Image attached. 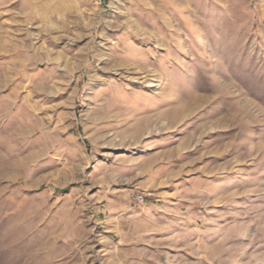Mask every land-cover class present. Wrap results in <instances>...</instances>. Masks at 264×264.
Segmentation results:
<instances>
[{
  "label": "rangeland",
  "instance_id": "obj_1",
  "mask_svg": "<svg viewBox=\"0 0 264 264\" xmlns=\"http://www.w3.org/2000/svg\"><path fill=\"white\" fill-rule=\"evenodd\" d=\"M0 264H264V0H0Z\"/></svg>",
  "mask_w": 264,
  "mask_h": 264
}]
</instances>
